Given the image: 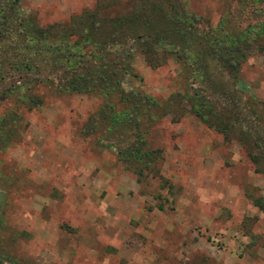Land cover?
Here are the masks:
<instances>
[{"label": "rangeland", "instance_id": "rangeland-1", "mask_svg": "<svg viewBox=\"0 0 264 264\" xmlns=\"http://www.w3.org/2000/svg\"><path fill=\"white\" fill-rule=\"evenodd\" d=\"M178 1L199 17L195 34L204 44L225 43L264 19V0ZM151 3L20 0L18 8L40 29L78 16L132 17L148 28L161 20ZM91 39L70 36L66 44L85 60ZM256 48L250 43L235 88L211 65L204 77L170 58L150 68L136 54L131 75L118 78L123 92L138 91L160 104L175 100L166 114L143 116L139 127L125 118L104 124L98 115L106 99L97 94L57 92L53 85L63 78L67 55L41 60L25 74L4 66L0 248L18 264H264V178L240 145L202 124L187 101L192 87L199 88L245 125L246 101L264 105V54ZM19 75L30 80L21 91L37 98V107L28 109L7 91ZM140 139L153 160H121Z\"/></svg>", "mask_w": 264, "mask_h": 264}, {"label": "trees", "instance_id": "trees-1", "mask_svg": "<svg viewBox=\"0 0 264 264\" xmlns=\"http://www.w3.org/2000/svg\"><path fill=\"white\" fill-rule=\"evenodd\" d=\"M19 1L0 0V42H8L5 50L0 52V73L6 66L14 71L23 70L25 74L30 65L32 68H39L41 60L67 55L62 64L63 78L53 86L57 88V92L94 93L106 99L98 116L104 124L109 121L112 126L125 118L139 127V120L143 116L147 120H154L155 117L166 114L175 102L172 99L160 104L138 91L123 92L118 78L123 74L131 75L130 62L136 54L150 68H155L170 58L185 69L203 72L204 77L207 75L205 67L211 65L224 74L233 88L237 85V74L246 60L250 43H254L257 51L264 54V42L258 41H264V19L254 24L250 30L230 37L225 43L220 39L211 45L204 44L202 38L195 34L199 17L189 14L178 0H151V9L161 20L148 28L145 26L148 22L139 24L132 17L98 19L92 16V19H86L78 16L64 26H49L46 29H40L32 19L23 16L18 8ZM242 2L247 5L255 0ZM70 36L76 37L75 41H90L92 38V50L88 52V59L83 60L84 55L78 56L70 52L66 44ZM36 60L38 64L33 65L32 62ZM191 76L194 78V73ZM17 78L18 85L10 86L7 91L17 95L16 100L28 109L37 107L40 101L26 97L21 91L22 88L27 89L25 83L30 80L25 81L21 75ZM115 97L116 102H108ZM187 101L190 113L225 139L233 138L245 151L254 166V172L264 178V105L255 99H248L246 112L241 114L244 117L243 125L238 116L231 115L226 110L219 111L217 105L199 88L192 87ZM233 104L232 106H236ZM115 106L120 110L116 111ZM91 124L89 122V126ZM88 129L90 128H85L87 133ZM142 145L141 139L135 142L132 151L123 153L121 160L138 163L141 160L144 163L153 160L155 154L143 151ZM0 264L18 263L0 248Z\"/></svg>", "mask_w": 264, "mask_h": 264}]
</instances>
